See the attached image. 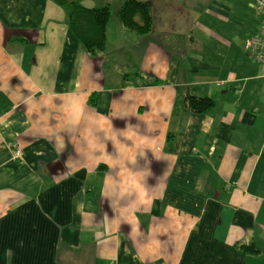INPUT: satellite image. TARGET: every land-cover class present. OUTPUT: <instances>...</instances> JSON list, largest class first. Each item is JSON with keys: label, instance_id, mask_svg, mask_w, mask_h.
<instances>
[{"label": "crops", "instance_id": "obj_1", "mask_svg": "<svg viewBox=\"0 0 264 264\" xmlns=\"http://www.w3.org/2000/svg\"><path fill=\"white\" fill-rule=\"evenodd\" d=\"M124 1L81 0L112 11L93 59L53 0H0V264H264L257 0H137L145 36Z\"/></svg>", "mask_w": 264, "mask_h": 264}, {"label": "trees", "instance_id": "obj_2", "mask_svg": "<svg viewBox=\"0 0 264 264\" xmlns=\"http://www.w3.org/2000/svg\"><path fill=\"white\" fill-rule=\"evenodd\" d=\"M64 12L65 23L70 34L82 46L90 58H97L106 49V27L112 11L109 6L86 9L81 0H53ZM118 20L122 27L138 36H145L152 30L150 6L137 0H126L120 6ZM137 76V75H136ZM157 83V81H152ZM185 109L193 114H205L214 105L210 98L185 95ZM236 251L243 255H256L258 249L253 244H237Z\"/></svg>", "mask_w": 264, "mask_h": 264}, {"label": "built area", "instance_id": "obj_3", "mask_svg": "<svg viewBox=\"0 0 264 264\" xmlns=\"http://www.w3.org/2000/svg\"><path fill=\"white\" fill-rule=\"evenodd\" d=\"M255 11L263 16L261 21V31L248 37L245 43V52L250 55L258 64L264 66V0H257L254 4ZM217 83L216 86H220ZM15 160H22V151L17 148L14 151Z\"/></svg>", "mask_w": 264, "mask_h": 264}]
</instances>
